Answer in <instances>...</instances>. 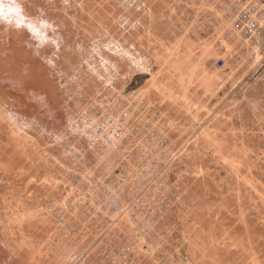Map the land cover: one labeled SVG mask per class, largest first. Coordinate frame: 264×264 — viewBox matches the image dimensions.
Here are the masks:
<instances>
[{"label": "rangeland", "instance_id": "rangeland-1", "mask_svg": "<svg viewBox=\"0 0 264 264\" xmlns=\"http://www.w3.org/2000/svg\"><path fill=\"white\" fill-rule=\"evenodd\" d=\"M229 2L0 0V264H264V41Z\"/></svg>", "mask_w": 264, "mask_h": 264}, {"label": "built area", "instance_id": "built-area-1", "mask_svg": "<svg viewBox=\"0 0 264 264\" xmlns=\"http://www.w3.org/2000/svg\"><path fill=\"white\" fill-rule=\"evenodd\" d=\"M225 18L231 30L245 42L264 41V0H230Z\"/></svg>", "mask_w": 264, "mask_h": 264}, {"label": "bare ground", "instance_id": "bare-ground-1", "mask_svg": "<svg viewBox=\"0 0 264 264\" xmlns=\"http://www.w3.org/2000/svg\"><path fill=\"white\" fill-rule=\"evenodd\" d=\"M1 5H2V4H1ZM16 7H17V6H16ZM16 7H12V9H16ZM10 8H11V7H10ZM4 10H5V9H4ZM6 10L8 11V10H10V9H7V8H6ZM6 10H5V11H6ZM0 11H1V10H0ZM12 11L14 12V11H17V10H11V12H12ZM165 12H166V11H165ZM1 13H2V12H1ZM3 14H4V13H3ZM5 14H6V13H5ZM5 14H4V15H5ZM7 14H8V12H7ZM11 14H12V13H11ZM11 14L9 13L10 16H11ZM13 16H14V15H13ZM182 16H183V15H182ZM221 16H222V15H221ZM7 17H9V16H6V18H7ZM6 18H5V19H6ZM229 26H230V25H229ZM225 28H226V27H225ZM156 31H157V30H156ZM222 33H223V32H222ZM221 36H222V35H221ZM176 41H177V40H176ZM188 42H189V41H188ZM179 43H180V42H179ZM187 44H188V43H187ZM177 45H178V41H177ZM258 45H259L258 42H256V44H255V48H253V50H255L256 53H257V54H256V57H255V58H257V59H259V58H258V57H259V55H258V54H259V52H258L259 50L257 51ZM173 46H174V45H173ZM198 46H199V45H198ZM190 47H191V46H190ZM178 48H179V47H178ZM192 48H193V47H192ZM211 48H212V47H211ZM176 49H177V48H176ZM183 49H184V48H183ZM258 49H259V48H258ZM192 50H193V49H192ZM205 51H206V50H205ZM209 51H212V50H209ZM178 52H179V51H178ZM205 53H206V52H205ZM209 53H210V52H209ZM188 54H189V53H188ZM200 54H202V52H200ZM172 55H173V53H172ZM182 55H183V54H182ZM186 55H187V53H186ZM208 55H209V54H208ZM190 56H191V55H190ZM200 56H201V55H200ZM202 56H204V54H203ZM173 57H174V56H173ZM182 57H183V56H182ZM188 57H189V56H188ZM188 57H187V58H188ZM208 57H209V56H208ZM198 58H199V57H198ZM192 59H193V58H192ZM200 60H201V59H200ZM255 60H256V59H255ZM185 61H186V60H185ZM199 62H200V61H199ZM167 64H168V63H167ZM195 65H196V64H195ZM195 65H194V66H195ZM194 66H192V68H193ZM187 67H188V66H187ZM187 67H186V68H187ZM201 67H203V66H201ZM188 68H189V67H188ZM192 68H191L190 70H192ZM199 68H200V67H199ZM204 69H205V68H204ZM178 70H179V69H178ZM188 70H189V69H188ZM194 71H195V70H194ZM181 73H182V72H181ZM198 73H199V72H198ZM196 74H197V73H196ZM182 75H183V74H182ZM182 75H181V76H182ZM184 75H185V76H184ZM184 75H183L184 78H182L183 81L185 80V78H186L187 80H190V79L192 78V77H190V75H192V73L189 72V71H187V73L184 74ZM193 75H195V73H193ZM193 75H192V76H193ZM193 77H194V76H193ZM197 77H198V76H197ZM206 77H207V76H206ZM206 77L203 78V79H204V80H206L207 78H209V79H207V80L212 79V78H210V77H207V78H206ZM189 78H190V79H189ZM201 78H202V77H201ZM217 78H218V77H217ZM203 79H202V80H203ZM187 80H185V81H187ZM202 80H201V81H202ZM223 80H224V79H223ZM181 81H182V80H181ZM198 82H199V81H198ZM203 82H204V81H203ZM206 82H207V81H206ZM187 84H188V83H187ZM190 84H191V83H190ZM197 87H198V86H197ZM208 87H209V86H208ZM185 89H186V87H185ZM207 93H208V92H207ZM188 101H189V100H188ZM221 103H222V102H221ZM227 111H228V110H227ZM216 115H217V114H216ZM205 133H206V132H205ZM238 165H239V164H238ZM3 196H4V195H3ZM4 197H5V196H4ZM5 199H6V198H5ZM17 202H18V201H17ZM18 203H19V202H18ZM18 203H17V204H18ZM19 204H20V203H19ZM18 206H19V205H18ZM24 206H25V205H24ZM26 207H27V206H26ZM26 207H24V208H26ZM26 209H28V208H26ZM23 210H24V209H22V211H23ZM28 210H29V209H28ZM25 211H26V210H25ZM25 211H24V212H25ZM27 212H28V211H27ZM27 212H26V213H27ZM29 213H30V212H29ZM25 216H26V215H25ZM7 219H8V218H7ZM26 219H27V218H26ZM14 221H16V220H14ZM14 221L12 220V221H9L8 224H5V223L2 224V222H1V220H0V222H1V223H0V226H1V228H3V233H2V234H3V235L6 234L7 236L9 235V236H10V239H11L12 241H14V243H16L15 240H13V239L11 238V236H13V235L15 234V233H13V231H12L13 229L11 228V227H13V226H12V225H13L12 223H14ZM17 224H18V223H17ZM19 224H20V223H19ZM14 229H15V228H14ZM17 229H18V228H17ZM1 230H2V229H1ZM19 230H20V229H19ZM14 232H15V231H14ZM13 237H15V236H13ZM6 238H7V237H6ZM4 240H5V242H6V239H4ZM20 241H21V240H20ZM26 241H27V240H26ZM30 241H31V240H30ZM31 242H32V241H31ZM14 243L11 244V247H9V251L11 252V254H13V255L16 256V254L19 255V248H21V246H20L18 243H17V244H14ZM27 244H28V243H27ZM27 244H26V245H27ZM32 244H33V243H32ZM32 244L29 245V246L27 247L28 250H29V252H30V257H31V259L35 261V260H39V259L44 258L46 254H44L43 251H42L41 249H38L37 246H36V248H35V246L32 247ZM38 247H39V246H38ZM41 247H42V246H41ZM44 247H45V246H44ZM42 248H43V247H42ZM47 251H48V250H47ZM45 253H46V252H45ZM11 254H10V255H11ZM13 255H12V256H13ZM12 256H11V257H12ZM9 258H10V257H9ZM62 259H63V258H62ZM65 260H66V259H65ZM29 261H31V260H29ZM31 263L33 264L32 261H31ZM31 263H30V264H31Z\"/></svg>", "mask_w": 264, "mask_h": 264}]
</instances>
